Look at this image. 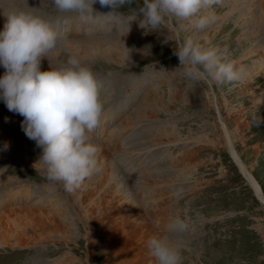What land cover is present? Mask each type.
Returning a JSON list of instances; mask_svg holds the SVG:
<instances>
[{
    "label": "rangeland",
    "instance_id": "obj_1",
    "mask_svg": "<svg viewBox=\"0 0 264 264\" xmlns=\"http://www.w3.org/2000/svg\"><path fill=\"white\" fill-rule=\"evenodd\" d=\"M142 4L135 0L116 8L113 15L97 3V19L84 22L75 12L59 11L53 0H0L2 22L4 11L18 7L44 16L63 34L42 60V70L50 63L61 66L69 58L91 66L107 100L106 117L93 141L110 156L108 165L116 166V186L133 191L132 184L142 180L151 190L148 197L158 202L152 210L143 209L144 220L134 219L113 197L114 190L99 182L82 200L84 206L89 199L96 206L90 218L94 241L89 245L83 240L79 255L71 252L87 231L79 226L69 241L39 238L19 246L12 234L25 230L24 223L14 224L22 217L21 210L39 208L50 199L68 203L70 198L60 183L46 179L42 162L34 168L24 159L25 147L34 148L32 159H40L42 149L25 135L23 117L0 100L14 145L11 151L0 145V215L13 209L7 222L14 224L5 222L8 239L0 244V264H155L147 242L164 230L168 221L162 224V217L169 220L177 214L190 223L186 232L172 234L183 246L182 264H264V205L232 155L220 119L221 113L240 162L264 194V0H221L214 6L216 22L201 33L243 67L241 80L232 83L189 81L174 51L178 41L194 30L179 20L173 22L179 32L163 25L156 31L142 28L137 12ZM127 39L133 46L125 51L121 46ZM4 72L0 66V77ZM213 94L223 105L220 113ZM152 106L157 111L147 115L144 109ZM189 147L193 155L183 165L181 155ZM130 149L139 154L138 159L133 160L137 155L128 159L137 165L134 172L126 170L119 158L120 165L115 163L117 155ZM20 177L23 181H18ZM82 208L81 216L87 220ZM70 257L73 260H67Z\"/></svg>",
    "mask_w": 264,
    "mask_h": 264
},
{
    "label": "clouds",
    "instance_id": "obj_2",
    "mask_svg": "<svg viewBox=\"0 0 264 264\" xmlns=\"http://www.w3.org/2000/svg\"><path fill=\"white\" fill-rule=\"evenodd\" d=\"M135 0H53L61 12H75L84 22L97 19L94 5L111 9ZM221 0H143L138 5L140 26L159 30L166 26L179 32L174 21H186L194 30L178 41L174 55L183 75L195 83L240 81L244 69L229 58L226 49L212 45L201 33L217 20L214 6ZM107 13V14H108ZM106 14V15H107ZM6 22L0 32V100L10 112L23 117L25 135L42 149L40 162L46 179L60 183L71 193L101 171L103 149L93 133L106 117L102 81L91 66L69 58L61 66L42 70V60L62 41L63 34L44 16L23 8L4 11ZM136 20V19H133ZM260 123V121H259ZM5 143L4 150L8 148ZM190 227L189 218L170 217L164 230L152 235L147 246L155 264H182V244L172 236Z\"/></svg>",
    "mask_w": 264,
    "mask_h": 264
},
{
    "label": "bare ground",
    "instance_id": "obj_3",
    "mask_svg": "<svg viewBox=\"0 0 264 264\" xmlns=\"http://www.w3.org/2000/svg\"><path fill=\"white\" fill-rule=\"evenodd\" d=\"M4 25H5V23L2 22V19H1L0 20V28H3ZM131 46H133V44H131L129 39H127L126 42H124L123 46H121V47H122L123 50L126 51V50H130ZM245 86H247V85H245ZM178 87L180 88V86H178ZM173 90L178 92L179 95H183L181 90H175V89H173ZM155 93L156 92H153V93H150V94H155ZM212 100H214L217 103V105H219V103H220V105L217 108V110L219 112V109L223 108V105L221 104V101L219 102L218 97L215 96L214 94L212 96ZM228 105H230V103ZM144 111L148 115V114H154L157 110H156L155 106H152V108H149V109L146 107V109H144ZM246 118H248L247 117V113H246ZM220 119H221V125H222L223 130H224L225 135H226L225 138L227 139V141L229 143L228 145L230 146V149H231V151L233 153L232 155L239 162L243 172L245 173V176L252 183V185L254 186L256 192L258 193V195H262L264 197L263 192L261 191V189L258 186V184L256 183V181L251 176V173L249 172V170L245 167V165L242 162H240L239 157H238V155H237V153H236V151L234 149V144L232 143V139H230V135L228 133L229 131L227 129V124L224 121V118L221 116V113H220ZM6 123H7L6 120L4 119L3 115L0 112V145L4 148L5 143H7L9 145L7 149L11 148L10 149V151H11L12 148L14 147L13 144L11 145V142H12L11 135L12 134H11V131L9 130L11 126L6 124ZM19 134H21V133H19ZM175 135H177V134H175ZM14 140H15V138H14ZM14 140H13V142H14ZM23 145H24V143H23ZM100 147L103 149L102 146H100ZM21 149H23V148H21ZM33 149L34 148L29 147V146H28V148L25 147V151L26 152L24 151L22 153L23 154L22 156H24V159L27 162H29L28 164H31V165H33L34 168H36L39 165V163H40V159L39 158H36V159L30 158L31 153H33ZM132 152L133 151L131 149L130 150H124L123 154L117 155L115 163L116 164L118 163L120 165V162L117 161V159L119 158L122 162H125V164H123V163H121V164L126 166V170H127V168H129V170L131 169V171L134 172L137 169V165H136L135 162L132 163V161L134 159H138L139 154H137L136 152L135 153H132ZM192 153H193V149L192 148H190V147L189 148H185L184 155H181V159H182L181 162H183V165H185L184 162H189L191 160V158H192L191 154ZM124 154H125V159L122 157ZM131 155H137V156L135 158H133L132 161L129 162L128 159H129V157ZM34 156L38 157L37 154H34ZM109 157L110 156L108 155V153L105 151V149H103V151L100 153V159L103 161L101 171H99L98 173L94 174L90 179L86 180L84 186L81 189H78V190H76L74 192H71V193L67 192V195L70 198L68 203L67 202H61L60 200L55 201V200H52V199L47 201V199H46L47 202L46 203L43 202L44 204L41 202V206L39 208H35V207L29 208L28 207V210H27V208H26V210L23 209V211H25L24 213L21 210L22 217H20L19 220L18 219L14 220L15 221L14 224L22 225V223H24V226H25L24 229L25 230H23L21 228L22 229L21 232L18 231V230L17 231H13L12 236L14 238H16V244H18L19 246H23V245L26 246L29 243H33V242L37 241V239H39V238H42L44 240L45 239L46 240H51V241L52 240H58L60 242L69 241V239L75 237L76 228H77V226H79L80 231L83 232V231L87 230V231H85V236H84V233H83L81 235V237L78 238V244L76 246H72V248H71L72 254L79 255V253L81 252V243L83 242V240L86 239L89 245L94 241L92 239L93 238V234H92L93 231H91L92 223H91L90 218H91V215L93 213L94 206H96L94 203L91 202L92 200H90V199L87 200V201H89V202H87L88 204H86L84 206L82 200H83L84 197L86 199H88L87 196L89 194H91V192L94 190L95 186H97V183H99V182L102 183V185L105 184L108 189L114 190L115 195H113V197H115L116 201L120 202V203H118V202L117 203L121 204L122 207L126 208V210H128L129 214L132 215L134 217V219L141 218L142 220H144L145 218H144L143 209L152 210L154 208V206L156 205V203H158V202L155 201L156 198L151 199V196H150V198L148 197L150 195L149 193H151V190L146 189L145 185L143 183H141L142 180H137V182H134L132 184L133 191L131 190L132 188H129V190H130L129 191L127 188L116 186L117 168H116V166H113L112 163L110 165H108V163H109L108 160H110ZM129 164H130V166H129ZM5 177H8V174ZM5 177H4V179H6ZM17 178H18V176H17ZM18 181H23V179H21V177H20L18 179ZM20 183H22V182H20ZM130 186L131 185H129V187ZM60 187H63V185L61 184ZM103 189H105V188H103ZM114 192H112V194ZM97 195H98V193H97ZM112 198H109V199H112ZM78 201L80 202V205L78 204ZM106 203H108V202H106ZM82 206L86 209V210L85 209L84 210L86 212L85 216L87 215V217H88L87 220L85 219V217L83 215L82 216L84 218L81 216V212H82L81 209H83ZM104 206H106L105 202H104ZM21 208H23V207H21ZM97 208H99L98 210H101L99 212L103 213V212L106 211L105 209L102 210L100 207H97ZM16 210H14V211H16ZM12 211H13V209L11 210V212ZM11 212L5 211L4 213H2L0 215V244H1V242H3V243L7 242L8 238H7V233H6L5 229H4L5 228L4 226H6L7 223L13 224L12 221L7 222V221L10 220L11 216L13 215V214H10ZM85 212H83V213H85ZM96 213L97 212H95V214ZM16 216H17V214H16ZM161 217L162 216H160V219H161ZM118 218H117V221H119ZM122 219H123V217H122ZM107 220H108V218H107ZM167 221L168 220L166 218L162 217V221H161L162 224L166 223ZM5 222H7V223L5 224ZM85 223H87L86 224V228L84 227ZM106 223H108V221ZM14 224H13V226H14ZM17 228H19V227H17ZM114 228H115V226H114ZM7 229L8 228H6V230ZM29 231H31V232L29 233ZM104 233H105V231H104ZM107 233L108 232H106V234ZM50 237H51V239H50ZM67 256H69V253H67ZM67 260H73V259L70 257Z\"/></svg>",
    "mask_w": 264,
    "mask_h": 264
},
{
    "label": "water",
    "instance_id": "obj_4",
    "mask_svg": "<svg viewBox=\"0 0 264 264\" xmlns=\"http://www.w3.org/2000/svg\"><path fill=\"white\" fill-rule=\"evenodd\" d=\"M258 195V193H257ZM259 199L262 201V204L264 205V197L262 195H258Z\"/></svg>",
    "mask_w": 264,
    "mask_h": 264
}]
</instances>
